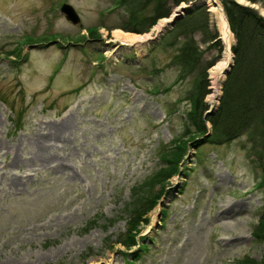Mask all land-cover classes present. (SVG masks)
Segmentation results:
<instances>
[{
  "label": "rangeland",
  "instance_id": "obj_1",
  "mask_svg": "<svg viewBox=\"0 0 264 264\" xmlns=\"http://www.w3.org/2000/svg\"><path fill=\"white\" fill-rule=\"evenodd\" d=\"M235 1L264 20V0ZM64 2L79 22L66 18ZM215 2L227 18L223 0ZM213 5L182 1L142 33L122 27L128 13L117 0H0V264L264 259V241L254 235L264 212V155L248 132L199 145L188 132L200 69L214 61L203 80L207 115L233 63L236 36L228 18L229 37L222 36ZM196 6H206L208 30L192 33L200 59L188 70L175 58L183 41L175 26ZM145 33L135 43L126 37ZM226 56L215 79L212 67ZM180 138L186 146L176 172L127 246L119 239H128L134 190Z\"/></svg>",
  "mask_w": 264,
  "mask_h": 264
},
{
  "label": "trees",
  "instance_id": "obj_2",
  "mask_svg": "<svg viewBox=\"0 0 264 264\" xmlns=\"http://www.w3.org/2000/svg\"><path fill=\"white\" fill-rule=\"evenodd\" d=\"M188 0H117L119 6L126 8L128 16L122 23L126 30L147 32L163 16H168L174 5ZM253 2L259 0H251ZM229 24L236 36L232 47L233 63L226 73L222 95L218 108L212 114H205L207 103L204 96L208 92L206 79L207 69L214 61H207L200 69L197 89L192 92V109L189 111L191 125L195 129L190 133L191 144L202 142H229L248 132L253 148L260 158L264 155V25L256 10L235 0H223ZM208 10L206 6H196L176 24L175 38L182 36L183 41L178 49L176 60L181 66L194 69L200 59L197 40L192 33L196 30H208ZM209 39L215 36L205 31ZM27 40H32L29 37ZM210 122V127L207 122ZM181 138L164 156L165 164L154 171L143 183L136 187L133 196L132 216L127 230L128 239L121 237L120 242L127 246L135 241L136 227L142 217L148 213L164 191L167 179L176 172L177 164L185 152L186 141L180 144ZM165 150V151H167ZM172 150V151H169ZM264 171V165H263ZM262 183H264V178ZM156 184L161 185L157 194L152 191ZM255 237L264 241V212L254 228ZM241 264H264V259L242 260Z\"/></svg>",
  "mask_w": 264,
  "mask_h": 264
},
{
  "label": "bare ground",
  "instance_id": "obj_3",
  "mask_svg": "<svg viewBox=\"0 0 264 264\" xmlns=\"http://www.w3.org/2000/svg\"><path fill=\"white\" fill-rule=\"evenodd\" d=\"M213 1H214V5L212 6V8L213 9L217 8L220 11V14H221V19H222V21H221V33H222V36L225 39H228L229 34H230V28H229V24H228L226 15H225V13L223 11L222 6L219 3L216 4L215 1H217V0H213ZM177 11H179V8L177 9ZM178 13L173 14L171 17H166V18L161 19L160 23L158 24V30L163 29V27H165V25L167 23H169L173 19V17L175 18ZM115 34H116L117 37H120L122 32L121 31H116ZM150 36H151L150 33L137 34V35L126 34V37H127V39H129L130 43H135L136 40L137 41H141V40L147 39ZM229 60H230V58L226 56L223 59H221L220 61H218L216 63V65H214L212 67V70H214V71L216 70V73H217V74L214 75L215 79H217V77L219 76L220 72L224 71L228 67V64L230 63ZM64 125H65L64 121H61L60 123H56V127L59 128V129L64 127Z\"/></svg>",
  "mask_w": 264,
  "mask_h": 264
},
{
  "label": "water",
  "instance_id": "obj_4",
  "mask_svg": "<svg viewBox=\"0 0 264 264\" xmlns=\"http://www.w3.org/2000/svg\"><path fill=\"white\" fill-rule=\"evenodd\" d=\"M61 10L65 12L66 18L73 23H77L80 21V17L76 9L70 3L64 2L61 6ZM262 25H264V20L262 21Z\"/></svg>",
  "mask_w": 264,
  "mask_h": 264
}]
</instances>
